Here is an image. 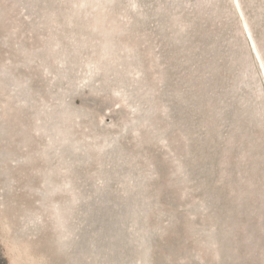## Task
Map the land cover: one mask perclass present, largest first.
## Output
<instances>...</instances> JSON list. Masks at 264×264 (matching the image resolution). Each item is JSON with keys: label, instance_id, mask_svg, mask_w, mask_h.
Masks as SVG:
<instances>
[{"label": "rangeland", "instance_id": "374dc122", "mask_svg": "<svg viewBox=\"0 0 264 264\" xmlns=\"http://www.w3.org/2000/svg\"><path fill=\"white\" fill-rule=\"evenodd\" d=\"M0 264H264V0H0Z\"/></svg>", "mask_w": 264, "mask_h": 264}, {"label": "bare ground", "instance_id": "6f19581e", "mask_svg": "<svg viewBox=\"0 0 264 264\" xmlns=\"http://www.w3.org/2000/svg\"><path fill=\"white\" fill-rule=\"evenodd\" d=\"M16 84H18L19 82H15Z\"/></svg>", "mask_w": 264, "mask_h": 264}]
</instances>
